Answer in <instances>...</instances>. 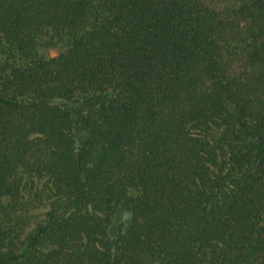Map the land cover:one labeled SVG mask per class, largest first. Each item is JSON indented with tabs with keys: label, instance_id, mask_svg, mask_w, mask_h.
<instances>
[{
	"label": "trees",
	"instance_id": "16d2710c",
	"mask_svg": "<svg viewBox=\"0 0 264 264\" xmlns=\"http://www.w3.org/2000/svg\"><path fill=\"white\" fill-rule=\"evenodd\" d=\"M0 264H264V0H0Z\"/></svg>",
	"mask_w": 264,
	"mask_h": 264
},
{
	"label": "rangeland",
	"instance_id": "374dc122",
	"mask_svg": "<svg viewBox=\"0 0 264 264\" xmlns=\"http://www.w3.org/2000/svg\"><path fill=\"white\" fill-rule=\"evenodd\" d=\"M124 217H125V216H124ZM124 217H123V218H124Z\"/></svg>",
	"mask_w": 264,
	"mask_h": 264
}]
</instances>
